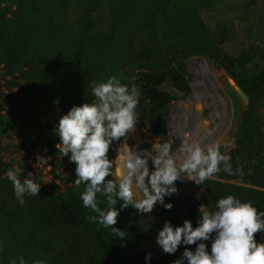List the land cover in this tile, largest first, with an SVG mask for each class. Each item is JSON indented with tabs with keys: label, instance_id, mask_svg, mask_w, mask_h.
Segmentation results:
<instances>
[{
	"label": "trees",
	"instance_id": "trees-1",
	"mask_svg": "<svg viewBox=\"0 0 264 264\" xmlns=\"http://www.w3.org/2000/svg\"><path fill=\"white\" fill-rule=\"evenodd\" d=\"M213 0H0V264L23 256L25 264H147L141 242L153 227L173 226L185 219L197 225L202 205L231 194L264 210V140L260 108L264 103V68L253 63L259 45L251 43L233 55L221 44L233 34L224 21L211 31L201 16ZM206 56L232 78L247 96L234 134V146L220 151L231 156L232 172L221 171L199 185L202 194L177 191L159 203L152 221L132 205L119 210L113 227L93 220L97 216L81 200L84 184L74 183L75 164L68 160L64 176L48 189L32 172L28 157L7 159L4 152L17 130L46 120L55 127L73 105L91 102L95 83L115 76L140 92L138 122L163 139L167 136L169 106L190 92L187 61ZM174 88V92L167 88ZM128 135V134H127ZM126 135V136H127ZM125 136V137H126ZM110 145L108 156L114 145ZM56 138L59 139L56 134ZM68 159V157H67ZM34 173L41 184L38 195L16 199L6 176L9 168ZM23 175L19 178L24 179ZM105 179L116 181L112 175ZM238 180L240 183L233 181ZM98 206L107 208L97 194ZM123 236V237H121ZM257 242L264 235L254 234ZM211 240L206 241L211 248ZM174 254H151L150 264H173Z\"/></svg>",
	"mask_w": 264,
	"mask_h": 264
},
{
	"label": "clouds",
	"instance_id": "clouds-1",
	"mask_svg": "<svg viewBox=\"0 0 264 264\" xmlns=\"http://www.w3.org/2000/svg\"><path fill=\"white\" fill-rule=\"evenodd\" d=\"M91 95L94 97L91 102L73 105L63 114L54 131L60 141L56 145L58 152L75 164V185L85 186L81 193L83 206L98 214L92 219L101 225L113 227L119 210L129 205L140 213L151 212L157 203L171 209L173 205L165 202V197L178 191L177 180L188 179L203 185L221 168L232 172L231 156L221 152L218 143L202 145L198 140L186 139L175 150L169 142H154L150 149L131 147L122 157L123 170L118 183L105 179L112 175L113 169L108 156L110 145L136 127L140 92L136 86L129 88L111 76L95 83ZM149 160L154 166L151 171ZM22 173L19 167L6 172L21 204L26 194L38 195L41 188L34 173L29 172L27 177ZM21 175L23 180L19 178ZM137 192L142 193L141 199H134ZM97 194L106 197L107 208L98 206ZM118 201L120 209L115 207ZM198 212L195 227L189 219L177 226L166 221L158 232L156 242L167 254H174L181 245L195 244L194 249L185 247L173 264H264V242L254 238L258 231L264 233V210L228 194L216 201L214 209L201 205ZM209 240L210 250L205 243ZM18 259L19 264H25L23 256ZM150 259L151 254H146L147 264ZM10 264L17 262L13 259Z\"/></svg>",
	"mask_w": 264,
	"mask_h": 264
},
{
	"label": "rangeland",
	"instance_id": "rangeland-1",
	"mask_svg": "<svg viewBox=\"0 0 264 264\" xmlns=\"http://www.w3.org/2000/svg\"><path fill=\"white\" fill-rule=\"evenodd\" d=\"M201 16L209 26L211 31L215 30L217 24L224 21L227 26L233 27V34L228 40L221 44V47L230 54L236 55L247 48L251 43L259 45L260 55L255 59L253 67L255 69L264 68V0H213V3L207 7L200 9ZM203 58L216 71L219 81L223 85L226 117L223 121H216L214 131H207L210 123L203 125L200 119L189 120L185 115L180 113L172 119L168 115V132L167 136L160 139L153 134L150 129L137 122L134 130L130 131L123 139L119 146L114 145L111 151L113 161V173L118 183L121 176L115 172V165L120 164L122 168V157L129 148L138 146L139 149H150L154 142H169L173 149H178V142L188 140H198L202 145L218 143L223 145L225 150H229L234 146V134L238 124L240 112L245 108L247 101L241 95L239 88L236 86L232 78L218 67L212 60L206 56L192 57L187 61V70L189 73L190 92H193L194 75L191 71L190 63L193 60ZM170 91L174 92V88L167 85ZM226 96V97H225ZM179 99L171 105L183 101ZM226 98V99H225ZM170 105V106H171ZM169 106V107H170ZM260 116L262 119V134L264 140V103L260 108ZM203 117H210V109L203 110ZM219 125V126H218ZM54 126L48 124L46 120L41 122H32L25 127L24 131L17 130L14 134L12 143L7 147L4 156L7 159L18 158L20 156L28 157L32 163V172L37 173L43 184L48 189L59 183L64 176L66 165L68 163L67 156L58 152L56 145L60 142L56 138ZM206 133H210L206 135ZM155 137V140L153 139ZM122 151L119 153V150ZM150 171L154 167L151 160L148 162ZM240 183L238 180L233 181ZM178 191L193 194L200 199L202 190L198 184L192 180L180 179L176 182ZM142 193L137 192L134 199H141ZM159 203L155 204L152 211L144 213L146 219L152 221L154 212L158 210ZM160 228L153 227L152 236L141 242L139 248L155 254H164L161 247L156 242ZM264 235V233H262Z\"/></svg>",
	"mask_w": 264,
	"mask_h": 264
},
{
	"label": "bare ground",
	"instance_id": "bare-ground-1",
	"mask_svg": "<svg viewBox=\"0 0 264 264\" xmlns=\"http://www.w3.org/2000/svg\"><path fill=\"white\" fill-rule=\"evenodd\" d=\"M191 71L194 75L193 92L183 101L173 104L170 108L171 119L177 114H184L186 119H200L203 125L210 123L207 129L209 132L216 130V121H223L226 117L225 102L223 99L224 89L218 79L216 71L203 58L193 60L190 63ZM226 97V96H225ZM226 99V98H225ZM205 108L210 109V117L202 116ZM219 126V125H218ZM210 134V133H209ZM206 133V135H209ZM155 140V137L153 138ZM178 142V148L180 146ZM122 149L119 150V153ZM122 168L119 163L115 165V172L121 176Z\"/></svg>",
	"mask_w": 264,
	"mask_h": 264
},
{
	"label": "water",
	"instance_id": "water-1",
	"mask_svg": "<svg viewBox=\"0 0 264 264\" xmlns=\"http://www.w3.org/2000/svg\"><path fill=\"white\" fill-rule=\"evenodd\" d=\"M240 90V93H241V95L244 97V99L247 101L248 100V98H247V96H246V94L241 90V89H239ZM172 106V105H171ZM171 106L168 108V110H167V113H166V121H167V124H168V115H169V112H170V108H171ZM149 162V161H148Z\"/></svg>",
	"mask_w": 264,
	"mask_h": 264
}]
</instances>
